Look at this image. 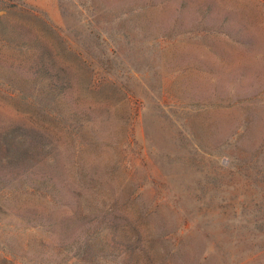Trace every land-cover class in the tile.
<instances>
[{"label": "rangeland", "instance_id": "obj_1", "mask_svg": "<svg viewBox=\"0 0 264 264\" xmlns=\"http://www.w3.org/2000/svg\"><path fill=\"white\" fill-rule=\"evenodd\" d=\"M4 262L264 264V0H0Z\"/></svg>", "mask_w": 264, "mask_h": 264}, {"label": "trees", "instance_id": "obj_2", "mask_svg": "<svg viewBox=\"0 0 264 264\" xmlns=\"http://www.w3.org/2000/svg\"><path fill=\"white\" fill-rule=\"evenodd\" d=\"M18 174H12L8 179H7V181H6V185H4L3 186V188L2 189H5V194H4V197H6V198H12V196H15V195H17L19 192H20V188L21 187H16V186H13L11 183H14L16 180H18V176H17ZM2 179H4V178H2ZM39 183H41V184H39ZM39 183H32V184H30V185H28V186H26V187H28V188H26V189H33V190H36V191H40V189H42V187H44V188H46V189H49L48 191L49 192H46L47 194H48V196L50 197V196H52V197H54V191H53V189H51V188H49V186H44V183L42 182V180L39 182ZM9 187H12V188H9ZM9 188V189H8ZM22 193V192H21ZM20 193V194H21ZM18 196V195H17ZM9 251V250H8ZM8 257H13L12 256V254H11V251H9V252H7V254H6V256H5V259L6 260H9V261H11V259L10 258H8ZM16 258H12V261L13 260H15ZM5 264H25L24 262H4Z\"/></svg>", "mask_w": 264, "mask_h": 264}]
</instances>
